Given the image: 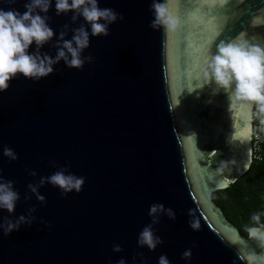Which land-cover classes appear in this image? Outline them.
Segmentation results:
<instances>
[{"label": "water", "instance_id": "obj_1", "mask_svg": "<svg viewBox=\"0 0 264 264\" xmlns=\"http://www.w3.org/2000/svg\"><path fill=\"white\" fill-rule=\"evenodd\" d=\"M25 2L11 7L23 12ZM150 4L100 0L124 20L110 26L109 36L91 37L84 55L91 53L92 63L76 69L61 61L48 77L36 82L21 75L0 93V169L21 194L15 216L38 209L31 227L8 236L0 231V264H107L109 258L131 264L137 252L148 264L165 254L172 264H188L181 258L188 248L191 264H249L248 256L262 251L213 200L215 190L252 163L254 105L214 92L199 68L221 40L264 46V0H171L180 20L172 32L149 27ZM48 15L57 35L64 24L83 22L72 24L71 13L56 16L54 6ZM43 51L56 49L49 44ZM4 145L19 159L3 156ZM52 160L70 162L72 172L86 177L83 190L65 197L47 184L40 189L46 204L34 195L25 201L30 182L57 170ZM153 203L177 216H162L155 227L164 243L150 251L137 238ZM189 209L199 231L188 224ZM5 215L0 210V221ZM115 243L124 250L114 252Z\"/></svg>", "mask_w": 264, "mask_h": 264}, {"label": "clouds", "instance_id": "obj_2", "mask_svg": "<svg viewBox=\"0 0 264 264\" xmlns=\"http://www.w3.org/2000/svg\"><path fill=\"white\" fill-rule=\"evenodd\" d=\"M16 3L17 0H0V5L9 6L7 9L0 6V93L8 90L11 81L21 75L36 82L48 77L61 61L68 68L83 69L86 63H92L95 59L91 53L84 55L85 50L90 47L91 37L109 36L110 26L124 20L123 13L113 8L101 7L100 0H26L23 5L26 10L23 12L11 7ZM53 6L56 16L71 13L72 24L80 21L81 17L83 22L78 27H71L66 23L57 35L50 25L52 17L48 15ZM149 11L152 15L149 27L153 30L172 32L178 29L180 20L173 11L171 0H151ZM69 32L72 33L71 38H67ZM49 44L56 49L55 55L43 51L45 45ZM199 72L205 85L214 86V92L224 90L249 106L254 105L257 112L264 115V46L244 38L221 40L215 45L214 51L206 53ZM3 156L9 161L19 159L18 153L8 145H4ZM50 163L57 170L30 182L27 185L29 193L23 197L25 201L32 200L34 195L40 204H46L47 198L41 194L40 189L47 184L59 188L61 195L65 197L73 191L79 193L83 190L86 177L72 172L70 162L61 165L52 160ZM29 175L36 177L38 172L33 169L29 171ZM15 184V181L6 179L3 169H0V210L9 214L0 221V231L5 236L19 231L22 226L31 227L38 220L35 215L38 210L36 205L30 206L27 214L15 216L17 204L21 200ZM148 215L150 222L139 232L137 244L140 248L147 247L148 250L155 251L164 243L155 226L161 222L162 216L175 220L177 213L163 203H153ZM188 216L190 228L199 231L200 220L192 209L188 210ZM262 217L264 210L254 212L250 217L252 223L245 229L248 236L262 249L259 254L253 252L248 256L249 264H264ZM39 222L51 227L50 222L43 218H39ZM193 247L197 245L193 243ZM123 250L120 244H113L114 252ZM192 257V248L181 254V258L188 264H191ZM107 264H113L111 258ZM116 264H129V261L121 258ZM131 264H148V260L143 252H137L133 255ZM158 264L172 262L165 254L159 257Z\"/></svg>", "mask_w": 264, "mask_h": 264}, {"label": "trees", "instance_id": "obj_3", "mask_svg": "<svg viewBox=\"0 0 264 264\" xmlns=\"http://www.w3.org/2000/svg\"><path fill=\"white\" fill-rule=\"evenodd\" d=\"M213 200L240 232L248 236L245 229L252 223L251 215L264 210V159L252 160L249 169L235 182L213 192Z\"/></svg>", "mask_w": 264, "mask_h": 264}, {"label": "built area", "instance_id": "obj_4", "mask_svg": "<svg viewBox=\"0 0 264 264\" xmlns=\"http://www.w3.org/2000/svg\"><path fill=\"white\" fill-rule=\"evenodd\" d=\"M264 115L257 112L253 106V121H252V135L251 148L252 160L264 159Z\"/></svg>", "mask_w": 264, "mask_h": 264}, {"label": "snow or ice", "instance_id": "obj_5", "mask_svg": "<svg viewBox=\"0 0 264 264\" xmlns=\"http://www.w3.org/2000/svg\"><path fill=\"white\" fill-rule=\"evenodd\" d=\"M222 187H227V184H223V185H221Z\"/></svg>", "mask_w": 264, "mask_h": 264}]
</instances>
